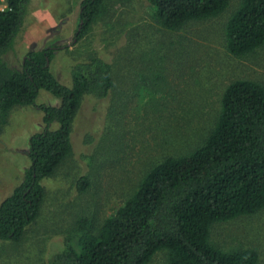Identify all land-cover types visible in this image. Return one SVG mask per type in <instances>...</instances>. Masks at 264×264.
Returning a JSON list of instances; mask_svg holds the SVG:
<instances>
[{
	"label": "rangeland",
	"instance_id": "obj_1",
	"mask_svg": "<svg viewBox=\"0 0 264 264\" xmlns=\"http://www.w3.org/2000/svg\"><path fill=\"white\" fill-rule=\"evenodd\" d=\"M80 2L30 0L23 30L4 59L19 66L27 51L55 44L50 71L61 83L71 85L75 62L100 56L112 66L114 87L105 99L81 101L71 125V150L41 181L44 200L22 238L0 240V264H45L66 236L81 233L80 224L101 226L151 167L198 147L230 82L264 85V45L242 56L226 47L223 30L239 0L177 31L163 29L143 0H104L90 30L75 42ZM36 103L58 105L59 99L41 89ZM42 120L40 109L14 106L0 123V203L22 181L30 165L29 138L42 131ZM83 175L89 186L79 192L76 181ZM210 240L224 250L254 248L258 264H264V209L213 224ZM167 255L161 249L147 264H166Z\"/></svg>",
	"mask_w": 264,
	"mask_h": 264
},
{
	"label": "trees",
	"instance_id": "obj_2",
	"mask_svg": "<svg viewBox=\"0 0 264 264\" xmlns=\"http://www.w3.org/2000/svg\"><path fill=\"white\" fill-rule=\"evenodd\" d=\"M30 0H7L0 9V123L14 106L43 112L42 131L29 138L22 181L0 203V240L18 242L39 214L41 181L51 176L71 150L72 121L84 97L105 99L114 87L111 64L100 56L77 61L71 85L50 71L55 44L31 49L19 66L4 55L14 50ZM167 31L220 15L230 0H143ZM104 0H81L74 41L90 30ZM227 50L242 56L264 45V0H239L224 27ZM59 49V48H57ZM41 89L58 105L36 103ZM57 122L56 128L51 124ZM87 176L76 181L79 192ZM264 209V85L251 79L230 82L221 96L213 127L186 154L168 156L151 167L134 192L101 226L86 222L45 264H147L161 249L166 264H258L254 248L224 250L210 240L213 224ZM84 222V221H82Z\"/></svg>",
	"mask_w": 264,
	"mask_h": 264
},
{
	"label": "built area",
	"instance_id": "obj_3",
	"mask_svg": "<svg viewBox=\"0 0 264 264\" xmlns=\"http://www.w3.org/2000/svg\"><path fill=\"white\" fill-rule=\"evenodd\" d=\"M3 1H4V0H3ZM6 7H7V4H5V5L2 4V5H0V9H1V10L5 9Z\"/></svg>",
	"mask_w": 264,
	"mask_h": 264
}]
</instances>
